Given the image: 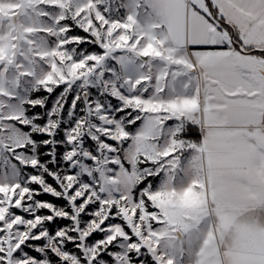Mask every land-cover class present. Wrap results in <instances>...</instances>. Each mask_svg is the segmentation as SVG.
Here are the masks:
<instances>
[{
  "label": "snow or ice",
  "instance_id": "snow-or-ice-1",
  "mask_svg": "<svg viewBox=\"0 0 264 264\" xmlns=\"http://www.w3.org/2000/svg\"><path fill=\"white\" fill-rule=\"evenodd\" d=\"M0 264H264V0H0Z\"/></svg>",
  "mask_w": 264,
  "mask_h": 264
},
{
  "label": "trees",
  "instance_id": "trees-1",
  "mask_svg": "<svg viewBox=\"0 0 264 264\" xmlns=\"http://www.w3.org/2000/svg\"><path fill=\"white\" fill-rule=\"evenodd\" d=\"M42 199H45V200H52L53 202H55V203H58V204H62L63 203V201H57V200H55L54 198H52V197H50V196H43V197H41Z\"/></svg>",
  "mask_w": 264,
  "mask_h": 264
},
{
  "label": "rangeland",
  "instance_id": "rangeland-1",
  "mask_svg": "<svg viewBox=\"0 0 264 264\" xmlns=\"http://www.w3.org/2000/svg\"><path fill=\"white\" fill-rule=\"evenodd\" d=\"M49 106H50V104H49ZM38 110V109H37ZM60 223H64L63 221H61Z\"/></svg>",
  "mask_w": 264,
  "mask_h": 264
}]
</instances>
